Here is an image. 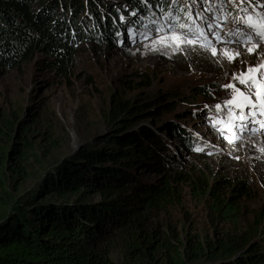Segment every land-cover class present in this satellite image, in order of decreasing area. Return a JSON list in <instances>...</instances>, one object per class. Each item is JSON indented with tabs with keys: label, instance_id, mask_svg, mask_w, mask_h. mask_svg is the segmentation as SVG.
Listing matches in <instances>:
<instances>
[{
	"label": "rangeland",
	"instance_id": "obj_1",
	"mask_svg": "<svg viewBox=\"0 0 264 264\" xmlns=\"http://www.w3.org/2000/svg\"><path fill=\"white\" fill-rule=\"evenodd\" d=\"M228 2L232 5L221 7L218 0L203 1V9L208 7V11H203V19L197 18L192 25L203 32L179 50L165 46L161 36L167 37V32L159 33L155 26L141 23L140 37L131 43L120 35L114 45L83 41L64 71L51 67L49 57L41 52L12 69L0 67V145L7 138L4 134L10 138L22 130L33 146L28 180L20 191L34 188L35 177L67 156L104 143L110 130L107 118L112 103L127 102L138 108L129 130L152 132V149H146L147 155L156 158L149 159L153 165L132 171L139 179L132 180L134 185L149 188L175 173L182 174L170 196L159 200L151 210L137 211L138 216L143 213L137 231L149 233L157 228L167 233L172 227L183 236L208 239L213 230L231 232L230 226L217 222L219 216L213 215L211 203L197 196L198 187L223 180L230 185L225 200L232 195L233 186L245 184V192L234 203L238 208L237 230L255 233L251 238H264V113L255 110L249 114L244 108L247 119L243 123L247 127H239L240 110L228 103L239 94L224 87L229 83L239 87L233 74L238 78L249 65L264 64V41H257L251 54L247 52L242 33L248 30L243 27L242 14L232 0ZM178 4L188 9L186 0H176ZM167 6L172 7L173 0ZM191 7L201 13L200 4ZM248 8L250 14L264 13V0L250 2ZM230 9L233 16L227 13ZM80 14H76L77 19ZM159 17L164 19L166 12ZM142 18L152 21L151 16ZM163 25L167 28L170 22L166 19ZM212 49L217 50L216 56ZM226 52L239 55L230 60ZM258 71L264 72V68ZM204 91L208 96L198 94ZM183 141L194 142L195 148L188 149ZM165 160L171 165L163 163ZM5 193L19 196L13 185L7 186ZM88 199L102 201L99 194ZM122 243L114 236L108 240L110 258L115 264H132ZM153 259L159 261L157 256Z\"/></svg>",
	"mask_w": 264,
	"mask_h": 264
},
{
	"label": "trees",
	"instance_id": "obj_2",
	"mask_svg": "<svg viewBox=\"0 0 264 264\" xmlns=\"http://www.w3.org/2000/svg\"><path fill=\"white\" fill-rule=\"evenodd\" d=\"M228 1L224 6L232 5ZM169 2L0 0V67L12 69L41 52L49 57L51 67L64 71L83 41L114 45L120 35L131 43L140 37L141 23L156 28L164 24L166 17L159 20L163 12H173L174 24L186 10L180 5L168 7ZM250 2L259 4V0ZM79 12L83 17L80 14L77 19ZM227 13L233 16L231 9ZM146 16L152 21L144 22L142 17ZM198 94L206 97L209 92ZM137 113L138 108L127 102H113L104 143L87 146L50 171L43 170L29 191H20V187L28 180L33 146L25 131L19 130L10 138L4 134L7 138L3 137L4 145H0V264H115L107 245L113 236L123 242L132 264H264L263 236L251 238L255 233L237 230L238 208L234 203L245 192L241 182L233 186L226 200L230 185L223 180L198 187L199 199L211 203L213 215L219 216L217 222L230 226L231 232L213 230L208 239L183 236L172 227L167 233L157 228L149 233L137 231L143 215L138 216L137 211L151 210L173 193V184L182 178L181 173H175L149 188L134 185L132 180L139 179L132 171L145 169L154 164L149 159H156L147 155V149H152V132L129 130ZM183 143L188 149L195 148L194 142ZM163 163L171 165L167 160ZM10 185L19 196L5 193ZM129 186L131 190L125 189ZM96 194L102 201L88 199Z\"/></svg>",
	"mask_w": 264,
	"mask_h": 264
},
{
	"label": "snow or ice",
	"instance_id": "obj_3",
	"mask_svg": "<svg viewBox=\"0 0 264 264\" xmlns=\"http://www.w3.org/2000/svg\"><path fill=\"white\" fill-rule=\"evenodd\" d=\"M221 7L224 6L226 0H218ZM232 2L240 9L244 23L243 27L248 31L243 32L245 36V41H243L246 50L249 54L252 53L255 47H257V41H264V13L262 12H251L248 8L250 0H232ZM188 5L187 12L185 15L188 17V20L191 21V24L188 22L179 24V30H176L175 25L171 24L173 18V12L166 14V19L170 22L171 26L165 28L163 24L156 29L159 33L167 32V37L161 36V40L164 42L166 47H175L179 50L185 44H191L194 39H197L199 35L202 34L203 30L199 32L194 29L192 25L195 24L197 18L203 19L202 12L208 11V9H203L202 0H186ZM192 4H200L201 13H197L194 8L191 7ZM176 5V0H173V8ZM209 27V32L212 31L211 26ZM230 41H224V43H229ZM211 43V40H209ZM250 45V46H249ZM212 55H217V50L212 49ZM225 55L228 56L230 60L235 59L239 55L238 52L228 53ZM264 68V64L261 65H249L246 69L242 70L238 74H233V79L239 85L236 86V83H229L224 85L226 89H232L235 93L239 94V97H234L233 101L228 103L233 104L236 109L240 110V119L241 123L239 127H247L243 123L247 116L244 114V108L248 109V113L251 114L255 110H259L264 113V72L258 71V69ZM217 109L220 108V105H216Z\"/></svg>",
	"mask_w": 264,
	"mask_h": 264
},
{
	"label": "bare ground",
	"instance_id": "obj_4",
	"mask_svg": "<svg viewBox=\"0 0 264 264\" xmlns=\"http://www.w3.org/2000/svg\"><path fill=\"white\" fill-rule=\"evenodd\" d=\"M200 13V12H199ZM213 122H215V119H213Z\"/></svg>",
	"mask_w": 264,
	"mask_h": 264
}]
</instances>
